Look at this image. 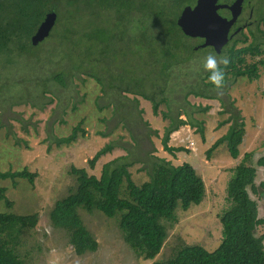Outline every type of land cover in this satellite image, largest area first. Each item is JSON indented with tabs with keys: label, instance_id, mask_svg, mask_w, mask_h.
<instances>
[{
	"label": "trees",
	"instance_id": "1",
	"mask_svg": "<svg viewBox=\"0 0 264 264\" xmlns=\"http://www.w3.org/2000/svg\"><path fill=\"white\" fill-rule=\"evenodd\" d=\"M196 1L0 0V81L4 79L3 74L7 81L19 72L23 75L19 81L12 80L10 87L0 82V105L12 107L23 101L35 105L34 100L47 91L55 93V84L68 86L74 78L86 74L102 86L109 99L107 103L130 134L126 145H121L127 154L106 162L100 176L90 174L85 167L72 166L69 172L75 177L76 186L50 210L52 226L66 232L77 255L95 252L99 247V241L84 224L80 210L91 214L98 210L109 218L116 217L124 241L138 257L154 259L167 241L168 225L178 221L179 209L185 211L200 204L206 195L204 179L192 164L177 165L144 148L143 143L151 138L140 131L141 127L138 129V124H142L139 97L151 103L155 115L162 113L163 119L168 121L161 140L164 150L174 156L175 151L182 150L169 145L175 131L184 125L197 126L199 131L204 129L203 119L195 117L191 109L197 105L189 97H220L213 92L211 83L200 84L208 71L204 76H197L196 81L183 83L181 76L173 71L174 65L197 59L202 52L218 58L225 55L229 63L218 64L225 72L223 84L241 77L258 78L259 66L264 64V30L260 28V23H264V10L256 19V31L251 30L250 42L239 28L237 35L218 52L212 45L203 46L204 38L187 35L178 25L183 8L194 6ZM50 12L57 15L55 24L47 37L34 44L32 37ZM59 52L63 56L59 57ZM64 59H68V65L64 66ZM45 63L51 67H45ZM178 87L187 88L185 104L176 97L171 101ZM131 100L133 103L129 106ZM108 104L98 101V108L108 107ZM173 104L177 107L175 111ZM163 105L166 110L160 109ZM200 109L206 111L208 107ZM231 114L220 122V125L231 124L208 149V155L226 143L231 156H239L245 122L240 121L237 110H231ZM82 124L83 120L74 125L67 136H50L58 147L71 145L77 141L80 131L85 135ZM3 126L0 123V129ZM155 134L159 136L157 130ZM113 148V142H108L88 160L89 167L94 169L99 159ZM251 157L252 153L244 156L228 182L229 206L220 216L221 244L213 251L198 244H179L168 260L150 264H264V233H258V227L264 226V218L259 217L250 194L255 188L256 171L249 163ZM135 163L142 164L139 171L147 172L148 178L143 182L138 183L132 177L131 168ZM257 164L264 165V156ZM36 175L27 167L0 170V179L10 178L14 186L18 178L33 182ZM6 191V187L0 186V200L11 208L14 201L7 197ZM38 221L37 212L27 215L0 212V264H32V250H20L21 238L27 230L35 229Z\"/></svg>",
	"mask_w": 264,
	"mask_h": 264
},
{
	"label": "rangeland",
	"instance_id": "2",
	"mask_svg": "<svg viewBox=\"0 0 264 264\" xmlns=\"http://www.w3.org/2000/svg\"><path fill=\"white\" fill-rule=\"evenodd\" d=\"M252 5L255 6L253 15L250 17L247 10L242 18L251 21L247 25L251 28L247 26L242 28L244 35L248 37V42L251 41V30L256 31L255 19L262 15L264 0H252ZM260 28L264 30V23ZM204 53L202 52L197 59L176 65L178 68L174 65L173 71L181 76V82H193L197 80V76H204L206 71L202 68V60L206 55L211 54ZM57 54L59 57L63 56L61 52ZM216 57L219 62L220 57ZM63 62L64 66L69 63L68 59H64ZM44 66L51 67V64L45 63ZM4 75L2 77L5 79ZM22 77L19 72L9 78V81L2 79L0 82L10 87L12 80L19 81ZM205 83H210L207 77L204 82L200 81L201 85ZM210 87L221 99L193 95L189 97L197 105L192 106L191 109L195 117L203 119L204 129L199 131L197 126L184 125L175 131L171 135L169 145L180 147L182 150L175 151L174 156L164 150L161 140L168 121L163 119L162 113L155 115L151 103L139 97L138 109L142 110L140 117L142 124H138V129L141 127L140 131L144 135L148 133L151 138L150 141L147 139L143 143L144 148L148 153L151 150L177 165L184 162L192 164L204 179L206 188V195L200 204L192 205L185 211L179 209L178 221L168 225L167 241L154 259L138 257L124 241L118 219L109 218L98 210L93 211L92 214L80 210L84 224L99 241L97 251L85 255H77L69 243L66 232L53 227L50 222L49 213L55 202L76 186L75 177L69 172L72 166L85 167L90 174L100 176L101 168L106 162L127 154L121 145H126L125 142L130 140V134L122 127L120 119L114 115L102 86L95 79L81 74L68 86L55 84V93L47 91L43 97L34 100L35 105L26 101L12 107H6V104L0 105V123L4 124L0 129V170L6 171L10 168L20 170L27 167L29 171L38 174L33 182L18 178L17 186L13 185L10 178L0 179V186L6 187L7 197L14 201L13 207L9 208L4 200H0V212L39 214L35 229L27 230L21 238L23 244L20 250L21 252L32 250V264H150L154 261L168 260L173 249L179 244H198L209 251L215 250L223 239L220 216L229 206L228 182L234 174V168L247 153H252L249 163L256 168V183L264 180V167L257 165L258 159L264 156V64L259 66L258 78L250 80L241 77L234 82L228 81L220 88H215L213 85ZM178 88L179 91L172 94L171 101L174 102L176 97L185 104L183 98L187 88L184 90L182 87ZM129 96L130 99L133 98V95ZM98 101L105 102L109 106L100 109ZM132 103V100L129 101V106ZM74 105L76 109H73ZM204 106L208 107L206 111L200 109ZM172 107L174 111L177 108L175 104ZM160 109L166 110V107L163 105ZM231 110L240 112V121L245 122L244 140L239 145V156L233 158L226 143L221 144L208 155V149L227 132L231 122L224 125H220V122L232 116ZM181 117L187 118L186 115ZM81 120L86 130L85 135L80 131L76 142L58 147L56 140L50 135L67 136L73 126ZM143 122H147L148 125H144ZM156 130L159 136L155 134ZM102 132L107 135L103 136ZM21 140H25L26 143ZM111 141L114 144L113 150L102 156L96 167L91 169L88 160ZM141 166L142 164L135 163L131 168L132 177L138 183L148 178L147 172L139 171ZM250 194L258 203L260 216L264 217V196L261 198V194L251 191ZM258 233H264L263 226L258 227Z\"/></svg>",
	"mask_w": 264,
	"mask_h": 264
},
{
	"label": "water",
	"instance_id": "3",
	"mask_svg": "<svg viewBox=\"0 0 264 264\" xmlns=\"http://www.w3.org/2000/svg\"><path fill=\"white\" fill-rule=\"evenodd\" d=\"M243 0H235L231 4L221 3L219 0H197L194 6H185L178 18V25L183 32L193 37L205 39L203 46L212 45L220 52L229 41L232 25L237 21L242 12ZM227 8L231 11V18L220 13V9ZM56 13L50 12L33 35L34 44L47 37L56 21ZM259 217L260 213L258 211Z\"/></svg>",
	"mask_w": 264,
	"mask_h": 264
},
{
	"label": "flooded vegetation",
	"instance_id": "4",
	"mask_svg": "<svg viewBox=\"0 0 264 264\" xmlns=\"http://www.w3.org/2000/svg\"><path fill=\"white\" fill-rule=\"evenodd\" d=\"M234 1L235 0H230V2H225V0H219V2H221V3H228V4H231ZM254 7L255 6L252 5V0H243V2H242V12L239 15L237 21L232 25V27L230 29V32H229V34L232 35V37L237 35V34H235L237 32L236 31L237 29L241 28V32H244L242 28L251 23V21H247V19L243 20L242 18H243V15L245 14V12L247 10L249 11V16L251 17L253 15ZM224 9H226V10L223 11V12H221L222 11L221 10L220 13L222 15H224V16H227V17L231 18V11L229 9H227V8H224ZM240 20H241V24H240ZM260 24H262V23H260ZM260 27H261V25H260ZM247 28H248V26H247ZM257 165H259V164H257ZM260 166L264 167V165H260ZM255 178H256V171H255V175H254L255 188L252 189L251 192H253L255 194H261V198H262V196H264V180L257 184ZM253 200L256 202V207H257V210L259 211L257 201L255 199H253ZM260 226H263V225H260Z\"/></svg>",
	"mask_w": 264,
	"mask_h": 264
},
{
	"label": "clouds",
	"instance_id": "5",
	"mask_svg": "<svg viewBox=\"0 0 264 264\" xmlns=\"http://www.w3.org/2000/svg\"><path fill=\"white\" fill-rule=\"evenodd\" d=\"M229 63L227 57H220L219 62L217 57L208 54L202 60V68L205 71H208L207 81L210 82L215 88L222 87L225 80V72L223 67L218 66L223 65L226 66Z\"/></svg>",
	"mask_w": 264,
	"mask_h": 264
}]
</instances>
